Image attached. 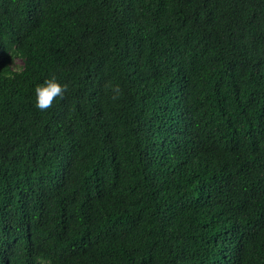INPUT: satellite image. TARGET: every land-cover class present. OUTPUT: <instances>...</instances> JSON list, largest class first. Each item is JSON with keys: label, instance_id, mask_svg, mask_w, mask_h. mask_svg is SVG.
<instances>
[{"label": "trees", "instance_id": "1", "mask_svg": "<svg viewBox=\"0 0 264 264\" xmlns=\"http://www.w3.org/2000/svg\"><path fill=\"white\" fill-rule=\"evenodd\" d=\"M0 264H264V0H0Z\"/></svg>", "mask_w": 264, "mask_h": 264}, {"label": "clouds", "instance_id": "2", "mask_svg": "<svg viewBox=\"0 0 264 264\" xmlns=\"http://www.w3.org/2000/svg\"><path fill=\"white\" fill-rule=\"evenodd\" d=\"M67 84L61 82L55 75L45 78L41 83L36 84L34 88V106L43 111L51 108L57 98H63L67 91ZM114 92L119 88L115 87ZM115 99V95L113 96Z\"/></svg>", "mask_w": 264, "mask_h": 264}, {"label": "rangeland", "instance_id": "3", "mask_svg": "<svg viewBox=\"0 0 264 264\" xmlns=\"http://www.w3.org/2000/svg\"><path fill=\"white\" fill-rule=\"evenodd\" d=\"M21 65H22V60L19 57H16L15 59H13L12 64H11L13 69H18Z\"/></svg>", "mask_w": 264, "mask_h": 264}]
</instances>
